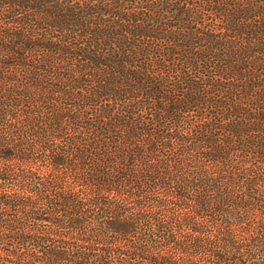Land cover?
I'll list each match as a JSON object with an SVG mask.
<instances>
[{
	"label": "trees",
	"instance_id": "trees-1",
	"mask_svg": "<svg viewBox=\"0 0 264 264\" xmlns=\"http://www.w3.org/2000/svg\"><path fill=\"white\" fill-rule=\"evenodd\" d=\"M0 264H264V0H0Z\"/></svg>",
	"mask_w": 264,
	"mask_h": 264
}]
</instances>
